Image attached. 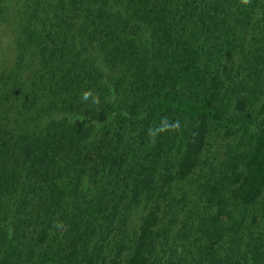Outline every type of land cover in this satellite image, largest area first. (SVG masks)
<instances>
[{
    "label": "trees",
    "instance_id": "obj_1",
    "mask_svg": "<svg viewBox=\"0 0 264 264\" xmlns=\"http://www.w3.org/2000/svg\"><path fill=\"white\" fill-rule=\"evenodd\" d=\"M0 264H264V0H0Z\"/></svg>",
    "mask_w": 264,
    "mask_h": 264
},
{
    "label": "clouds",
    "instance_id": "obj_2",
    "mask_svg": "<svg viewBox=\"0 0 264 264\" xmlns=\"http://www.w3.org/2000/svg\"><path fill=\"white\" fill-rule=\"evenodd\" d=\"M241 2L243 4H245V5H247V4L250 3V0H241ZM90 98L92 99L93 103L96 102L95 101V97L93 96V94L91 93L90 90L82 92V94H81L82 101H88ZM180 129H181V123H180L179 120H176L174 123L170 124L168 126V128L165 129V130H171V131L179 132ZM152 131H153L152 128H149L148 134H149V141L154 146V144H155V136L152 134Z\"/></svg>",
    "mask_w": 264,
    "mask_h": 264
}]
</instances>
